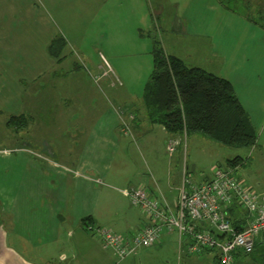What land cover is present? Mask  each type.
I'll list each match as a JSON object with an SVG mask.
<instances>
[{"label": "crops", "instance_id": "1", "mask_svg": "<svg viewBox=\"0 0 264 264\" xmlns=\"http://www.w3.org/2000/svg\"><path fill=\"white\" fill-rule=\"evenodd\" d=\"M192 2L103 0L98 12L92 13L87 23L104 34L108 41L121 32H127L139 41L146 28L151 38L160 37L166 54L178 57L188 66L218 75L214 64L218 65V62L212 63V69L207 67L209 63L205 67L202 61L193 65L186 63L183 56L188 53L180 49L179 39L199 40L200 45L189 47L192 52H215L213 41L224 31L225 22L239 23L227 16L229 11L217 0L200 1L196 7L215 12L213 20H187L185 13H179V10L193 9L196 4ZM147 12L152 30L148 29ZM242 19L246 29L248 23L255 26L246 18ZM115 24L125 27L118 29ZM90 32L92 34L93 30ZM150 53L152 55V50ZM61 59L60 53L56 64L50 65L38 82L33 83L26 102L25 97L20 100L24 106L22 112L17 109L5 122L9 128L7 121L10 116H23L26 120L22 130L24 144L17 146L15 136L8 134L11 135L9 144L12 151L0 148V264H112L108 254L111 250L102 246L97 235L85 230L88 224L111 226L106 220L111 213L107 191L114 189L126 198L125 189L143 187L151 195L172 205L180 186L185 165L184 156L178 164L182 136H170L161 125L151 123L142 96L135 101L122 96L118 109L105 96V89H112L111 83L103 81L104 90L96 89L88 82L80 66L65 68L61 66ZM244 60L245 52L235 53V64ZM96 78L99 80L101 76ZM38 102L40 109L37 108ZM47 108L50 114L44 112ZM127 112L131 114L127 115ZM123 123L128 124V133L122 131ZM17 130L14 129L15 132ZM135 138L142 142L146 152H155L150 158L142 157L137 166L130 157ZM170 141L177 142L171 154L167 151ZM160 150L161 154L165 150L168 157H157ZM188 166L193 173L196 165L193 164L192 171L191 165ZM210 175L211 172L192 174L191 180L199 183L210 179ZM257 192H264V187ZM235 217L245 220L243 210L236 209ZM145 223L146 220L142 221L141 226ZM128 224L124 226L125 230L123 227L119 231L112 226L110 230L127 236ZM177 238L175 231L163 232L156 244L142 249L164 250L178 245ZM181 250L185 253V248L178 245V251ZM197 256V260L207 264H218L215 253L201 252ZM233 264H264V233L255 243L253 252L247 255L237 253Z\"/></svg>", "mask_w": 264, "mask_h": 264}, {"label": "rangeland", "instance_id": "2", "mask_svg": "<svg viewBox=\"0 0 264 264\" xmlns=\"http://www.w3.org/2000/svg\"><path fill=\"white\" fill-rule=\"evenodd\" d=\"M102 1L0 0V148L12 151L13 147L9 144L11 135L15 136L14 141L18 143L17 146L24 144L22 131L24 122L14 123L9 128L5 126V122L9 115L17 109L22 112L24 107L22 101L25 97L26 102V96L30 95L33 83L36 80L38 82L43 71L58 61L50 55V52L55 51L48 49L56 37H63L64 41V46L60 51L61 66L65 68L80 66L88 82L96 89L104 90L103 81L111 83L112 89L110 91L105 89V96L111 99L115 107L118 109L121 107L122 96L126 100L133 98L134 101L142 96L143 87L153 69L150 53L152 36L146 33L145 28L141 35L142 39L139 41L131 38L127 32L119 33L112 41L106 40L104 34L98 33L96 28L89 27L87 23L88 19L92 18V13L94 15L98 12ZM192 1L196 4L193 9L179 10V13H185L187 20L196 18L195 21L200 22L215 18V12L196 8L197 4L204 0ZM251 4L252 9L243 11V14L251 15L255 26L248 23L246 29L241 21L243 16L234 13V17L233 12L229 11L226 13L227 16L235 18L232 20L239 24L225 22L224 31L217 34L213 41L215 52L190 51L189 47L201 44L194 38H187V40L180 38L179 44L180 49L188 53L183 56V59L189 65L202 61L205 67L206 63H209L207 67L212 69V63L218 62V65L214 63L218 76L231 82L235 94L239 97L254 127L256 142L248 148H234L218 144L197 134L182 136V144L179 147L181 160L178 164L183 161V156L187 168L188 165L195 164V171L189 174L192 178V174L195 176L199 173L210 174L216 165H219L221 169L228 168L226 160L239 157L242 164L232 171V175L244 179L245 183L257 192L264 187V28L262 27L264 18H259L256 8L260 7V13L264 12V0H252ZM147 18L148 29L152 30L153 26L148 12ZM115 26L118 29L125 27L118 24ZM191 26L194 28L193 22ZM90 30H93L92 34ZM159 38L158 36L157 39ZM159 42L162 48L161 40ZM236 52L246 53V60L243 63L239 61L235 64ZM213 55L216 57H212ZM98 76H101L99 80L96 78ZM26 84H28L27 88ZM25 106L27 107L26 104ZM40 107L38 102L37 108L40 109ZM48 108L44 112L50 114ZM37 115L39 116L40 112ZM15 128L18 129L17 132L14 131ZM133 141L130 157L135 166L142 162V157L147 159L155 155V152L153 154L146 152L142 148V142L136 138ZM161 155L168 157L165 150L163 154L161 150L157 153V157L160 158ZM107 192L111 213L108 214L106 220L119 231L129 222L126 232L129 235V232L141 226L142 221L146 220L145 215L114 189ZM111 226L107 229H113ZM125 229L127 228L124 227ZM121 233L117 234L125 235ZM170 242H172L171 239ZM171 246L164 250L141 249L136 255L122 261H118L111 251L108 254L111 256L112 264H189L190 262L207 264L197 260L199 254L187 255L182 250L178 251L177 244ZM145 251L148 253L144 254ZM202 253L214 254V251H203Z\"/></svg>", "mask_w": 264, "mask_h": 264}, {"label": "built area", "instance_id": "3", "mask_svg": "<svg viewBox=\"0 0 264 264\" xmlns=\"http://www.w3.org/2000/svg\"><path fill=\"white\" fill-rule=\"evenodd\" d=\"M122 126V131L128 133V124ZM176 145V141H170L167 151L173 153ZM232 171L215 166L210 179L195 183L183 165L180 186L172 205L143 187L123 191L129 203L146 217V223L140 228L133 229L127 236L91 224L85 225V230L97 235L102 246L111 250L118 261L153 246L163 232L175 231L178 245H184L186 254L214 251L219 264H233L237 253H252L256 235L264 233V192H255L244 179L232 175ZM235 205L245 216V224L240 229L227 218L228 210Z\"/></svg>", "mask_w": 264, "mask_h": 264}, {"label": "trees", "instance_id": "4", "mask_svg": "<svg viewBox=\"0 0 264 264\" xmlns=\"http://www.w3.org/2000/svg\"><path fill=\"white\" fill-rule=\"evenodd\" d=\"M218 1L228 11L255 23L251 15L243 14L252 9V0ZM256 9L259 18H264L260 7ZM152 40L153 69L142 94L149 121L161 125L170 136L197 134L227 147L253 146L257 138L254 127L230 81L200 67L186 65L178 57L166 54L156 37ZM63 46V39L56 37L48 47L55 51L50 55L57 58ZM25 121L23 116H10L7 125ZM226 163L232 170L242 164L239 157ZM185 166L190 174V168ZM236 209L240 208L235 205L229 209L227 218L240 229L245 220L235 217Z\"/></svg>", "mask_w": 264, "mask_h": 264}, {"label": "water", "instance_id": "5", "mask_svg": "<svg viewBox=\"0 0 264 264\" xmlns=\"http://www.w3.org/2000/svg\"><path fill=\"white\" fill-rule=\"evenodd\" d=\"M193 170V165H191V171ZM261 237V233H258L255 238V242H258Z\"/></svg>", "mask_w": 264, "mask_h": 264}]
</instances>
